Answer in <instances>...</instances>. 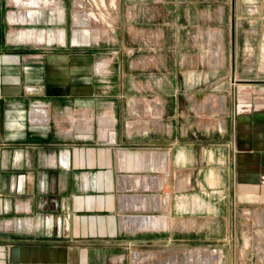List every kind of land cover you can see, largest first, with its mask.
Listing matches in <instances>:
<instances>
[{
  "label": "crops",
  "instance_id": "0c3cea01",
  "mask_svg": "<svg viewBox=\"0 0 264 264\" xmlns=\"http://www.w3.org/2000/svg\"><path fill=\"white\" fill-rule=\"evenodd\" d=\"M12 2L0 0V264H107L116 240L132 231L134 221L140 229L154 219L156 226L165 222L148 219L152 202L145 192L161 182L153 170L162 180L172 172L173 190L184 185L206 193H264V79L261 93L244 79L222 99L224 137L218 147H200L204 162L197 165L198 128L191 114L187 120L182 115L185 90L167 94L169 104L158 94L150 104L155 121L134 123L132 92L119 70L98 63L95 48L27 46L35 42L17 39L8 29L35 23L11 22L9 12L23 8ZM57 2L64 18L69 1ZM236 30L230 21L227 43L236 42ZM143 103H137L142 113ZM33 104L45 108L44 125L28 120ZM134 189L141 195L129 196ZM134 208L147 215H125ZM143 217L147 223L140 224ZM134 256L132 264H143L134 263Z\"/></svg>",
  "mask_w": 264,
  "mask_h": 264
},
{
  "label": "rangeland",
  "instance_id": "374dc122",
  "mask_svg": "<svg viewBox=\"0 0 264 264\" xmlns=\"http://www.w3.org/2000/svg\"><path fill=\"white\" fill-rule=\"evenodd\" d=\"M12 1L23 7L15 14L25 19L11 22L32 19L35 23L8 29L17 39L35 42L27 46L95 48L101 57L98 63L119 70V79L126 82L127 92H132L129 117L134 123L141 118L155 121L157 111L150 104L158 94L169 104L167 94L176 87L185 90L182 115L187 120L191 114L198 128L197 165L199 160L204 162L200 147H218L224 137L219 133L222 99L244 79L251 80L258 93L263 90L258 84L264 79V0H68L64 18L58 0ZM25 10L31 15L26 17ZM75 12L90 16L86 26L96 37L87 42L73 41L75 30L82 27L75 22ZM46 20L50 23L45 24ZM230 21L237 28L234 44L226 39ZM58 38L65 39L66 44L61 45ZM25 49V54H34ZM142 100L147 108L143 113L137 106ZM170 109L166 108L164 116L165 130L171 122ZM150 137V143L156 145L155 138ZM168 140L166 147L171 143ZM172 160L170 156L171 171ZM153 172L161 182L156 190L145 192L152 202L148 219L162 217L165 222L156 226L157 222L150 221L140 229L134 221L132 231L116 240L118 248L110 252L107 264H132L135 253L155 255L162 251H169L166 259L174 254L177 264H264V193L224 189L222 197L219 190L206 193L202 187L182 185L180 190H173L172 172L164 180L161 172ZM139 195L136 189L129 192L133 198ZM125 215L140 217L147 212L134 208ZM200 251L215 252L219 259L191 257L186 262V255H199ZM166 263L160 259L156 262Z\"/></svg>",
  "mask_w": 264,
  "mask_h": 264
},
{
  "label": "bare ground",
  "instance_id": "6f19581e",
  "mask_svg": "<svg viewBox=\"0 0 264 264\" xmlns=\"http://www.w3.org/2000/svg\"><path fill=\"white\" fill-rule=\"evenodd\" d=\"M84 14H82L81 12H75L74 13L75 22L80 24V25H82L81 28L76 29L75 32H74L73 41L75 43L83 42V41L87 42L90 38H94L97 35L96 33L92 32L86 26V25H88V21L90 19V16L87 15V14L86 15H84ZM24 15L26 17L30 16L31 15L30 11L29 10H25ZM8 17L12 21H14V20H24L25 19L21 14H19V16H18V14H15V12H9V16ZM39 39H41V38H39ZM123 182H124V180H119L118 183L121 184ZM137 184L138 183H136V185ZM152 222H154L156 224V219L152 220ZM141 223H143V224L147 223V218L143 217V219H141V221H140V224ZM141 255H143V254H141ZM141 255L140 256L139 255L134 256V263H136V261L140 262V260H141V262L145 261V262H148V263H151V264H156L157 259H160V260H164V262H167V263L171 262V264H177V261L175 259V255L174 254H171V257H172L171 259H166L170 255L169 251H164V252L162 251V252H160L158 254H155V255L146 254L145 253L144 254L145 256L143 255V258H142ZM204 256L213 258L215 261H217L219 259V255L217 253H215V252L202 251V253H201V251H200L199 255H197V253L186 255V259L185 260L187 262V261H189V259L191 257H194V259L197 260V259H199L201 257H204ZM155 258H156V260H155ZM149 261H152V262H149ZM211 264H214V263H211Z\"/></svg>",
  "mask_w": 264,
  "mask_h": 264
},
{
  "label": "built area",
  "instance_id": "2783aa9c",
  "mask_svg": "<svg viewBox=\"0 0 264 264\" xmlns=\"http://www.w3.org/2000/svg\"><path fill=\"white\" fill-rule=\"evenodd\" d=\"M28 120L34 125H44L47 122L45 108L38 104L30 106Z\"/></svg>",
  "mask_w": 264,
  "mask_h": 264
}]
</instances>
